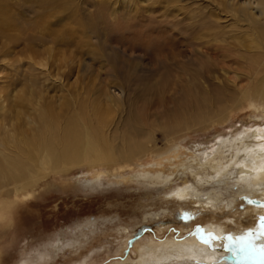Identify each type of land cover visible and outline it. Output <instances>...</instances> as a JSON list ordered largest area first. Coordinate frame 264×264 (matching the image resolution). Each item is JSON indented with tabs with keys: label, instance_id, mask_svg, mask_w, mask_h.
<instances>
[{
	"label": "rangeland",
	"instance_id": "374dc122",
	"mask_svg": "<svg viewBox=\"0 0 264 264\" xmlns=\"http://www.w3.org/2000/svg\"><path fill=\"white\" fill-rule=\"evenodd\" d=\"M125 46L134 51L135 71ZM168 55L184 62L183 73L147 71L151 60ZM190 71L207 94L201 109L181 95ZM263 75L264 0H0V107L16 87L35 83L56 96L77 79L90 100L101 89L111 98L118 93L102 132L112 151L128 138L152 144L130 167L63 171H45L0 146V203L14 201L9 225L0 224V264H135L145 245L162 247L153 254L175 264H264V198L237 194L227 178L221 185L194 181L203 175L195 161L205 153L220 146L225 163L228 141L244 133L252 141L256 124L264 127ZM214 93L227 102L213 104ZM75 115L71 105L62 118L77 126ZM177 115L185 116L184 127ZM169 154L185 162L169 176L171 190L183 180L195 184L200 203L173 201L139 175L159 160L166 164ZM15 185L23 193L14 195ZM187 242L214 257L175 260L164 248Z\"/></svg>",
	"mask_w": 264,
	"mask_h": 264
},
{
	"label": "bare ground",
	"instance_id": "6f19581e",
	"mask_svg": "<svg viewBox=\"0 0 264 264\" xmlns=\"http://www.w3.org/2000/svg\"><path fill=\"white\" fill-rule=\"evenodd\" d=\"M256 3L257 5H260L259 3L261 2L257 1ZM86 45L89 50H93L89 48V44ZM133 53L134 51L131 50L130 47H124L123 54L126 55V59L131 58V54ZM113 56L116 59H121L117 54H114ZM177 59L178 56L174 57L173 55H168L164 56L162 59L151 60V68L147 71L156 74L158 72H166L169 76H172V73L177 71V69L182 72V67L185 65L183 61L180 62ZM130 60L131 59H129V63ZM220 61L223 62V60ZM113 63L114 62L111 60L109 64L114 70H116L118 67ZM132 63L133 62L128 66L129 70L135 71ZM85 67H91V65L86 63ZM192 74H194V72ZM174 76L175 74L172 77ZM197 76V73L189 76L190 78L186 80L189 84L185 83L182 88L184 92L181 95H184L186 106L190 105L195 107L196 105H199L200 107V105L203 104L200 101H204V99L207 98V94L204 95L206 91L202 92L200 90V86L198 85L199 81L197 82L199 76L198 78ZM179 77H181V75H179L178 78ZM125 79L131 81L133 79L132 74L126 75ZM82 83L75 79L72 88L69 85V90L62 91L56 96L49 95L47 91L36 87L35 83L16 87L14 91L10 93L7 108L4 109L3 107H0L2 109V112L0 113V146L5 149L13 150L20 158H23L32 164H37L39 167L44 168L43 170L45 171L56 169L63 171V169H69V167L78 165H84L89 168V170L101 165L105 167H130L138 157L146 154V152H148L147 150L152 149V144L150 143L147 144V148H144L142 145H137L128 138L124 143V149L122 151L119 148L112 151L111 145L105 144L102 132L108 117L111 116V102H113V99L117 98L118 93L112 95L111 98L107 95L106 90L101 89L99 90L100 93L96 99L93 98L90 100L87 93L88 91L86 92L84 89L86 84L82 85ZM260 84L261 86L259 88L260 92L258 97L264 102V75ZM190 87L193 88V92H191L192 89H189ZM146 88L149 89V87ZM153 90L155 94H158L157 87L152 88V91ZM121 95L122 94L119 96L121 97ZM213 95L217 99H213V104L222 103L221 105H223V103L227 102L226 100H218L221 98L219 94L214 93ZM200 97H203V99ZM71 105L76 108L75 116L79 124L77 126H71L69 121L66 122L64 118H62ZM221 108H223V106ZM133 119L132 116L131 120L133 121ZM176 119H178L179 123H182L180 125H183L182 127H184L187 122L184 115H177L175 120ZM257 125L261 126L259 123H257L256 126ZM259 126H257L258 130L250 133L251 139H253L252 141L248 140L249 133H244L246 134L244 137H247L246 141L243 140L242 136L244 134H242L239 138L228 141V144L226 142L225 144L227 145L224 144L230 151L225 163L222 162L224 155L222 154V147L220 146H218L214 155L210 150L204 154L203 158H199L198 160L195 159V162H199V165L196 166V168L200 169L203 174L201 175L204 179H202V177L196 179L194 176V181L199 184L201 181L206 182L207 180H214L215 183L220 185L232 181L234 182L233 189L237 191V194H240L243 191L248 192L246 190H250L249 193L254 198H264V127L259 129ZM232 146H235L236 148L233 149ZM0 156L2 158L4 157L2 152H0ZM179 156H167L164 159V161L167 162L166 164L159 160L156 163V169L145 168L144 170H141L139 175H141L147 183L162 186V194L168 193L169 195L167 196L171 197L173 201H177V199H179V201L180 199L187 200V197L189 199V196H191L192 198H196V200L190 201L191 203H200V201H198V191L195 188V184H189L186 180H183L182 183L180 182L181 184H178V188L171 190L174 181H172L169 176L174 174L178 167L183 168L185 165V162L183 163L179 160L181 159ZM168 165L172 166L171 170H168V168L165 170ZM198 174L196 173V175ZM30 178L32 180V177ZM22 191L23 188L20 186L15 185L13 188L14 195H17ZM219 199L215 197L213 202H219ZM208 200L206 199L207 205L211 204V207L215 206L212 205L213 202ZM12 203L14 204V201ZM12 203H0V224L2 226H8L11 221ZM220 203L216 204V206L220 205ZM178 206L180 208L182 207V205ZM186 244H188L189 247L183 246L184 244H171L164 248H171V255L175 260H177V258L188 257L190 259L203 261L204 259L209 260L210 257H214L211 254H208L205 249L196 247L194 242H187ZM145 248L148 250L142 252V255H140L135 264H163L164 262L170 264L176 263L170 261V255L153 254L155 251L162 249V247H158L157 245H145ZM177 264L182 263L177 262Z\"/></svg>",
	"mask_w": 264,
	"mask_h": 264
},
{
	"label": "snow or ice",
	"instance_id": "6c2138e0",
	"mask_svg": "<svg viewBox=\"0 0 264 264\" xmlns=\"http://www.w3.org/2000/svg\"><path fill=\"white\" fill-rule=\"evenodd\" d=\"M241 250H242V251H244L245 249H244V248H242Z\"/></svg>",
	"mask_w": 264,
	"mask_h": 264
}]
</instances>
